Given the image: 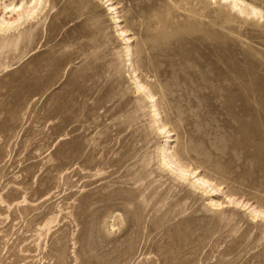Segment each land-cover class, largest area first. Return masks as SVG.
<instances>
[{"label":"rangeland","instance_id":"obj_1","mask_svg":"<svg viewBox=\"0 0 264 264\" xmlns=\"http://www.w3.org/2000/svg\"><path fill=\"white\" fill-rule=\"evenodd\" d=\"M47 1L23 43L0 46V264H264V221L242 207L264 211V23L114 0L169 145L240 202L219 214L157 169L166 131L103 1Z\"/></svg>","mask_w":264,"mask_h":264},{"label":"bare ground","instance_id":"obj_2","mask_svg":"<svg viewBox=\"0 0 264 264\" xmlns=\"http://www.w3.org/2000/svg\"><path fill=\"white\" fill-rule=\"evenodd\" d=\"M102 1L111 22L114 25L118 38L123 41V51L125 54V60L123 59L124 66L127 68L128 75L134 85L135 91L138 94L143 95L147 101L149 105L148 108L150 109L149 112H151L152 115L153 125H156L155 129H157V131H166L168 134L166 135V133L163 132L168 139H164L163 144H161L157 149V169L161 173L168 175L173 181L181 184L182 186H186L190 195H200L201 197H205L207 200V206L219 214H223L228 208L237 207L240 202L235 201L236 199H234L231 194L226 192L222 185H219L214 182V180L208 178L200 167L195 166L192 163L190 164L187 161L188 150L185 149L182 152H179L177 149L169 145L172 143V139H169L172 138L173 135L171 134V129L167 127L166 120L164 121L165 118L163 119V116L161 117V112L159 110V98L153 93L148 85H145L146 83L144 84V82L140 80L137 69L132 66V63H129L131 44L133 43L132 41L134 35H132L130 31L122 25L123 21L119 12V4L114 2V0ZM192 1L200 8L212 4L218 8H225L228 12L233 13L237 17H241L246 20H255L257 23H264V11L246 0ZM48 6L49 4L47 0H0V46L16 47L19 43H23L26 31L37 23L36 20H39L38 17L42 15L46 9H48ZM246 89H248L247 86ZM242 92L246 98L250 95V91ZM245 105L246 104L244 103L243 106ZM66 109H68V106H66ZM97 174L98 173L95 175ZM106 202L107 199L103 202V207L104 205H107ZM0 204L6 206L7 210L12 209V204H6L2 198H0ZM13 206L18 208L23 207L25 211L28 210L25 198L23 201L17 202ZM242 207L243 211L249 215L253 223L257 224L259 221L258 219H262L261 221H264V211L262 209L258 210L257 207L248 203L244 204ZM50 224L51 221L49 220L41 229L49 231ZM21 252L23 253V251Z\"/></svg>","mask_w":264,"mask_h":264}]
</instances>
